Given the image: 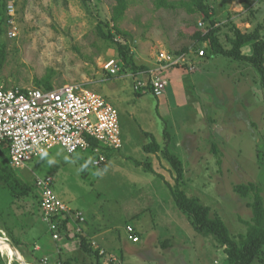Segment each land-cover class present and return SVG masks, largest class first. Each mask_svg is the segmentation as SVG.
<instances>
[{
  "label": "rangeland",
  "instance_id": "rangeland-1",
  "mask_svg": "<svg viewBox=\"0 0 264 264\" xmlns=\"http://www.w3.org/2000/svg\"><path fill=\"white\" fill-rule=\"evenodd\" d=\"M0 1L13 4L18 25L17 36L10 37L3 24L0 49L5 59H0V83L40 87L37 82L51 76L54 87L83 84L118 108L123 137V147L108 150L102 166L94 165L98 155L93 150L68 153L55 146L17 169V175L32 183L36 176L52 177L57 196L84 213L95 226L100 245L117 258L116 264H230L214 237L198 233L178 208L171 187L176 175L163 152L153 154L143 147L151 134L166 146L167 131L169 151L185 166L182 189L210 206L234 235L245 232L252 211L249 199L235 192V184L256 182L264 195V89L258 70L223 55H207L209 42L196 36L212 27L202 12L190 13L181 5L158 9L155 0H129L119 22L128 34H118L116 39L131 45L139 65L156 68L160 51L183 54L179 52L186 49L189 58L183 62L190 69L187 77L169 79L171 69L165 71V95L156 98L151 91L138 95L135 73L125 74L133 69L121 60L116 44L98 35L99 21L110 23L107 30L113 28L116 0ZM204 1L212 9L219 28L216 35L223 45L231 46L233 26L242 32L259 26L264 39V0ZM202 49L206 52L200 57L197 50ZM196 58L199 64H194ZM111 59L123 65L119 75L111 76L104 68ZM164 96L169 98L167 111ZM150 163L154 172L146 167ZM2 193L14 223L24 214L39 215L36 193V198H19L13 204L8 190ZM128 225L139 233L138 242L129 239ZM46 230L43 226V239L50 244L53 239ZM14 234H1L8 242L0 241L14 246ZM77 249L70 256L77 255ZM16 254L24 259L15 249L12 255L0 249L6 264L15 260L21 264ZM51 256L57 259L54 253ZM79 258L91 260L83 253Z\"/></svg>",
  "mask_w": 264,
  "mask_h": 264
},
{
  "label": "built area",
  "instance_id": "built-area-1",
  "mask_svg": "<svg viewBox=\"0 0 264 264\" xmlns=\"http://www.w3.org/2000/svg\"><path fill=\"white\" fill-rule=\"evenodd\" d=\"M8 8V34L15 37L18 33L15 8L13 4H9ZM205 52L202 49L199 55L203 56ZM187 60L184 53L160 51L156 68L129 70L125 74L135 73L136 91H151L155 96H161L167 86L165 71L183 66ZM122 66L116 59H111L104 68L115 76L119 75ZM4 143L9 149L10 165L15 169L25 168L33 157L55 146H61L68 153L93 150L98 155L94 165L102 166L107 162L108 150L123 147L119 110L102 94L80 83H66L53 89L7 87L0 83V146ZM52 184L53 178L48 176H36L34 180L40 195L43 220L48 224L52 239L58 243L64 240L65 232L61 229L63 220H68L73 225V232L79 234L84 232L86 218L82 211L65 204L55 193ZM127 231L133 242L140 240L133 226L128 225ZM1 234L5 232L0 230V239L6 240ZM92 246L101 255L107 256L111 264L117 263L114 255H109L93 240ZM43 263L48 264L49 258L45 257Z\"/></svg>",
  "mask_w": 264,
  "mask_h": 264
},
{
  "label": "trees",
  "instance_id": "trees-1",
  "mask_svg": "<svg viewBox=\"0 0 264 264\" xmlns=\"http://www.w3.org/2000/svg\"><path fill=\"white\" fill-rule=\"evenodd\" d=\"M87 3V0H83ZM156 8H176L177 5L185 6L190 13L202 12L204 18L211 22L212 27L208 33L203 34L198 32L197 38L202 42H209V50L207 55H223L233 60H238L246 64L253 65L261 76V85L264 89V39L261 34V27H257L251 32H242V30L233 26L232 30L234 35L229 38L231 46H225L222 44L220 38L216 35L218 27H215L216 21L213 20L212 9L204 0H179L178 2L172 0H155ZM247 5V4H246ZM9 6V5H8ZM8 6L4 1H0V34L4 32L3 24L9 29L8 24ZM129 6V0H116V4L113 7L112 22L114 23L113 30H107L106 27L110 26L107 21H99L98 23V35L103 39L117 45L118 53L122 61L131 66L134 71L146 70L149 66L145 64L139 65L135 60V55L131 50V45L128 42H122L116 35L127 36V32L119 27V22L123 19L125 11ZM248 6V5H247ZM114 31V32H113ZM248 50L249 53H246ZM186 49L179 53H184ZM199 50H197L198 54ZM199 55V54H198ZM200 56V55H199ZM203 57V56H202ZM1 62L5 59V53L3 49H0ZM0 62V64H1ZM37 84L44 89L55 88L51 82V76L44 77ZM138 95H142L137 91ZM150 135V134H148ZM151 140L148 144L144 145V150L149 153L163 152L166 160L171 165L175 172L176 183L171 186L173 189V196L178 208L185 213L194 229L205 236H213L217 244L224 250L230 264H254L256 260L264 264V195L263 188L256 182L238 183L235 184L234 190L241 197L249 199L247 204L251 208L252 216L249 221L246 222V231L234 235L225 220L216 213L212 212V208L200 200L197 196H189L184 189H182L185 183V166L183 161L171 153L168 149L170 134L165 131L167 137L166 146L156 140L151 134ZM215 152L218 153L217 147L214 146ZM153 172L155 171L152 164L146 165ZM17 169L10 165L9 150L7 144L0 146V184L2 185V191L0 190V228L7 231L8 234L13 232L9 230L8 221L9 215L6 212L5 203L3 204V191L8 190L11 197L10 203H14L19 198H27L34 196L35 185L23 180L16 172ZM162 176V175H161ZM7 194V193H6ZM35 194V195H36ZM40 204V198H39ZM62 230H64V239H76L78 249L83 255L88 256L91 260L80 259L78 256H71L66 259L57 258L52 264L60 262L61 264H111V261H106V256L99 253L98 249L92 246L91 239L83 233L76 234L73 232V225L68 220L62 221ZM12 244L18 248L20 253L24 256L25 260L30 264H44V253H39L35 249L36 243L29 242L25 244V247L20 246V241L15 236H12ZM14 254V248L12 245H8ZM51 254V251L48 252ZM83 260V262H82ZM94 261V262H93ZM82 262V263H81ZM0 264H6V262L0 256ZM14 264H19L14 262Z\"/></svg>",
  "mask_w": 264,
  "mask_h": 264
},
{
  "label": "crops",
  "instance_id": "crops-1",
  "mask_svg": "<svg viewBox=\"0 0 264 264\" xmlns=\"http://www.w3.org/2000/svg\"><path fill=\"white\" fill-rule=\"evenodd\" d=\"M193 57L194 56L191 55V59H193ZM200 57H202V56H200ZM200 57H198V58H200ZM198 58H196L197 60L194 62V64H196V63L199 64L198 63V60H199ZM188 60H189V58H188ZM193 61H194V59H193ZM190 65H191V63H190ZM190 68H191V70L194 69L193 66H190ZM170 69H169L170 70L169 79L170 78H172V79L174 78L175 79L176 77H178V78L184 77L185 78V77H187V72H188V74L190 73L189 72L190 69L187 70L183 66H176V67H172ZM165 91H166V89H165ZM165 91L163 92V94L161 96L166 94ZM157 97H160V96H156V98ZM164 98H165L164 107H165V111H167L169 109V98L165 97V96H164ZM160 111L163 112V106L161 104L158 105V112L161 114ZM33 184H34V181H33ZM37 193L39 194V192H37ZM25 209H26L25 212H27V207H25ZM6 210H7V208H6ZM38 214L39 215H35L34 214L32 217H28V216L31 215L29 213H28V215L24 214L23 215L24 218H22V216L19 215L22 219L20 221L16 220L17 224L13 222V217H11L12 220L9 217V221H8V226L9 227L8 228H9L10 231L13 232V234L15 232L14 236H16L17 233H18V235H17L18 238L17 239H18V241H20V246L21 247H25V244H27L29 242L36 243L35 249L39 253H44L45 254L44 258L45 257L49 258V263L48 264H52L53 261H55V260L52 259V256H51L52 253H54L57 258L66 259L68 257H71L70 255L78 248L77 241L76 242L74 241L76 239H67V240L64 239L63 241L58 242V243L51 239L52 242L50 244L46 243L45 240L43 239L42 229H43V226H45L46 229H47L46 231H49L48 224L43 220L42 211L41 210H39ZM85 218H86V216H85ZM83 228H84V234L86 236H88V238L91 239V241L93 240L94 242L97 243V245L99 247L104 248V247H102L100 245V242L96 238L97 234H96L95 226L87 218L85 219V223H84ZM0 230L4 231L5 234H8L6 230H4L2 228H0ZM19 233H21V234L19 235ZM136 234L139 236L138 232H136ZM6 241L8 242V240H6ZM13 247L20 253V251L18 250L17 247H15V246H13ZM77 250H78V251H76L77 255H75V256H78V257L82 256V252L79 249H77ZM50 251H51V254H48V252H50ZM21 256H23V255L21 254ZM78 263H75V264H78ZM28 264H30V263H28ZM105 264H106V262H105Z\"/></svg>",
  "mask_w": 264,
  "mask_h": 264
},
{
  "label": "bare ground",
  "instance_id": "bare-ground-1",
  "mask_svg": "<svg viewBox=\"0 0 264 264\" xmlns=\"http://www.w3.org/2000/svg\"><path fill=\"white\" fill-rule=\"evenodd\" d=\"M0 246L2 247L1 249H4L5 251L9 252L10 255H12V251L6 242L4 243L0 241Z\"/></svg>",
  "mask_w": 264,
  "mask_h": 264
},
{
  "label": "water",
  "instance_id": "water-1",
  "mask_svg": "<svg viewBox=\"0 0 264 264\" xmlns=\"http://www.w3.org/2000/svg\"><path fill=\"white\" fill-rule=\"evenodd\" d=\"M13 247V246H12ZM14 248V247H13ZM15 249V248H14ZM16 250V249H15ZM16 257L19 259V262L21 263V264H28L22 257H20V256H18L17 254H16Z\"/></svg>",
  "mask_w": 264,
  "mask_h": 264
}]
</instances>
